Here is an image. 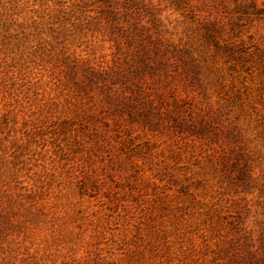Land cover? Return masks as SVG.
Listing matches in <instances>:
<instances>
[{
	"label": "rangeland",
	"instance_id": "374dc122",
	"mask_svg": "<svg viewBox=\"0 0 264 264\" xmlns=\"http://www.w3.org/2000/svg\"><path fill=\"white\" fill-rule=\"evenodd\" d=\"M0 264H264V0H0Z\"/></svg>",
	"mask_w": 264,
	"mask_h": 264
}]
</instances>
